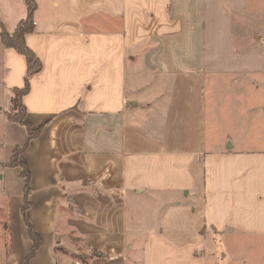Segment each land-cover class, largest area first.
Listing matches in <instances>:
<instances>
[{
	"label": "crops",
	"instance_id": "crops-1",
	"mask_svg": "<svg viewBox=\"0 0 264 264\" xmlns=\"http://www.w3.org/2000/svg\"><path fill=\"white\" fill-rule=\"evenodd\" d=\"M35 1L23 103L42 129L23 168L9 144L26 128L0 138V264L243 260L226 243L264 238V146L228 109L264 77V0ZM27 14L0 0L9 32ZM2 52L5 87L24 86L25 56Z\"/></svg>",
	"mask_w": 264,
	"mask_h": 264
},
{
	"label": "rangeland",
	"instance_id": "rangeland-1",
	"mask_svg": "<svg viewBox=\"0 0 264 264\" xmlns=\"http://www.w3.org/2000/svg\"><path fill=\"white\" fill-rule=\"evenodd\" d=\"M1 33V27H0ZM5 48L0 38V138L1 135H6L7 127L12 121L10 120L9 114L19 111L20 107L15 103L14 93L12 89L7 90L4 85V76L6 69L3 65L2 60V49ZM217 81L213 79L212 83L215 84ZM239 86L234 91L238 98L234 100L233 105L229 107L228 118L230 122L242 131L243 135H238L241 143L250 146H264V77L259 79H253L251 77L240 78ZM230 113V114H229ZM14 127H8L11 135H24L25 126L20 123H14ZM24 127V128H23ZM19 130L22 131L19 132ZM219 137L218 135H213ZM16 137V136H15ZM23 136L17 141L16 139L11 140L9 147L23 143ZM8 148V146H5ZM1 152V151H0ZM1 157V155H0ZM18 170L19 168H15ZM17 172V171H16ZM230 234H236L234 230H228ZM226 245L229 252L243 254V260H238L235 264H264V238L259 240L255 238H241L235 236L234 239L227 241ZM218 252V259L221 264H229L230 260L223 257L222 253L226 248L216 247ZM231 264V263H230Z\"/></svg>",
	"mask_w": 264,
	"mask_h": 264
},
{
	"label": "trees",
	"instance_id": "trees-1",
	"mask_svg": "<svg viewBox=\"0 0 264 264\" xmlns=\"http://www.w3.org/2000/svg\"><path fill=\"white\" fill-rule=\"evenodd\" d=\"M28 8L27 16L22 19L17 25L13 32H9L0 20L1 33L0 38L3 45L6 48H14L19 54L25 56L27 61V77L25 79L24 86L14 87L12 91L14 93L15 103L20 107L19 111L9 114L10 120L14 123H20L25 126L27 130V140L23 145H17L14 147L12 156L8 164L11 166H21L24 167L19 160L20 153L26 148L28 142L31 138L39 135L42 127L33 128L26 120V106L23 103V96L26 95L30 87V77L42 69V62L36 55L34 50L28 45L26 41V35L34 32L35 30V19L34 14L37 8L35 0H25ZM23 174L26 178V191L29 188L30 175L27 170H23ZM27 196V195H26ZM27 203V202H26ZM38 245L37 238L35 239V245L32 252L36 249Z\"/></svg>",
	"mask_w": 264,
	"mask_h": 264
}]
</instances>
